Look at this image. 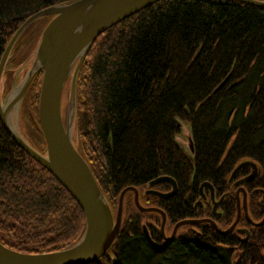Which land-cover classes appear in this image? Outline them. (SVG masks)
<instances>
[{"label": "trees", "instance_id": "trees-1", "mask_svg": "<svg viewBox=\"0 0 264 264\" xmlns=\"http://www.w3.org/2000/svg\"><path fill=\"white\" fill-rule=\"evenodd\" d=\"M72 1L0 0V59L27 18ZM50 18L29 25L11 50L20 52L17 44L26 30L40 21L39 36ZM41 77L39 72L24 95L18 127L43 153L37 114ZM175 120L191 128L193 158L174 142L180 132ZM74 127L76 147L110 208L124 188L148 187L167 176L176 194L147 202L162 209L169 223L211 217L209 207H195L200 185L208 182L224 192L227 176L242 159L258 167L249 188L264 192V8L239 0H162L113 25L80 65ZM152 188L166 192L171 185ZM260 198L258 191L249 203L254 221L264 216ZM234 208L227 197L222 216L212 217L221 229L233 222ZM141 214L127 211L107 253L90 264H264V224L251 226L242 218L238 224L248 227L247 240L238 230L222 235L209 223L188 224L166 242L156 232L146 238ZM83 230L77 203L0 122V243L18 252L46 253L71 246Z\"/></svg>", "mask_w": 264, "mask_h": 264}, {"label": "water", "instance_id": "water-1", "mask_svg": "<svg viewBox=\"0 0 264 264\" xmlns=\"http://www.w3.org/2000/svg\"><path fill=\"white\" fill-rule=\"evenodd\" d=\"M162 0H75L64 5H54L39 10L27 18L9 40L0 59V84L5 71L8 53L18 37L34 21L51 17L43 27L31 61L23 76L12 84L5 94H0V122L8 136L27 153L34 161L44 167L68 192L79 206L84 218L82 236L73 245L46 253H23L10 249L0 243V264H90L104 256L113 244L122 222V211L125 195L134 194V204L138 210L146 213L157 212L161 215L160 232L165 241L174 239L179 227L188 224L209 223L219 234H229L235 227L240 214L237 204V218L227 230H219L212 219H185L177 222L170 237L163 233L165 214L158 208L143 207L138 201L135 187L124 188L118 198L115 216L100 189L88 163L85 161L73 141V123L75 119V90L80 65L92 43L104 31ZM260 8L264 2L258 0H239ZM42 72L38 94V123L44 139V152L35 150L21 135L18 127V114L23 97L34 77ZM69 81L68 99L65 118L62 116V94ZM179 134L174 137L177 144L189 157H194V143L191 128L188 124L175 120ZM230 148V145L227 148ZM244 166H249L252 173L245 181L256 175L257 164L250 159L240 160L231 173L230 179ZM167 182L172 186L169 192L149 189L146 193L160 198H170L176 193L175 181L167 176L158 177L148 183V187ZM210 191L214 202L213 187L208 182L200 185ZM242 192H244L242 190ZM246 194L243 193V212L253 226L264 224V217L259 222L248 218L245 206ZM237 201L239 197L237 195ZM239 203V202H237ZM219 203H213L212 215ZM248 235L247 230H241ZM144 233L149 240L146 228ZM114 264V260H113Z\"/></svg>", "mask_w": 264, "mask_h": 264}, {"label": "flooded vegetation", "instance_id": "flooded-vegetation-1", "mask_svg": "<svg viewBox=\"0 0 264 264\" xmlns=\"http://www.w3.org/2000/svg\"><path fill=\"white\" fill-rule=\"evenodd\" d=\"M17 64L16 63H14L13 64V67H11L8 71H6L5 73H3V75H2V78H1V84H0V87H1V94H5L6 92H8L9 90H10V88L12 87V84H13V82L15 81V79H17L16 81L18 82V80H20V78H21V76L18 74V72H16V66ZM16 73H17V75H16ZM24 98V97H23ZM238 163V162H237ZM236 163V164H237ZM236 164L234 165V167H233V169L231 170V172H230V174L227 176V178H226V184H227V189L224 191V192H216V190L213 188V196H214V202L215 203H219L218 205H217V209L215 210V213H217V216H203V217H201V218H191V219H197V220H199V219H212L214 222H215V220L213 219V218H219V217H221L222 216V210H221V206H222V204L224 203V201L226 200V198L227 197H230V199L233 201V204H234V209H235V218H234V220H233V222L227 227V228H224V229H221L216 223V225H217V227L219 228V230H227L233 223H234V221L236 220V218H237V195L239 196V193L242 195V198H241V200L243 201V193H245L246 194V199L248 198V201H249V203H250V200H251V198H253L254 196H255V194L256 193H258V191H260V193H261V198H260V201H262L263 199H264V192H263V190H261V189H251V188H249V187H251V185H249V184H251V182L257 177V173H258V167H257V171H256V175L254 176V177H252V179H250V180H248V181H245L244 182V179H247L249 176H250V174L252 173V169H251V167H249V166H244V167H242L236 174H235V176L232 178V179H230V177H231V173H232V171L234 170V168H235V166H236ZM176 187H177V185H176ZM137 189V192H138V201L140 202V203H142L143 204V207H154V208H158V209H160L159 207H157V206H154V205H152V204H149L148 202H147V200L148 199H150L151 197L152 198H154V197H157V196H155L154 194H150V193H146V191H149V189H153L152 187H143V188H136ZM171 189H172V186H171V188H170V190H168V191H166V192H169V191H171ZM203 189H205V188H203ZM154 190H156V189H154ZM242 190L244 191V192H242ZM156 191H159V190H156ZM159 192H162V191H159ZM176 192H177V189H176ZM130 193H132V192H128V194L127 195H125V199H124V207H126V202H127V200L131 197V195H129ZM163 193H165V192H163ZM176 194V193H175ZM132 195H133V197H132V200L134 201V194L132 193ZM204 197H202L201 196V198H199L198 200H197V202H196V205H195V207H197V206H200V207H202V208H207V207H209V209L211 210L210 211V213H212V209H213V201H211V198H210V191H209V189H208V192L206 193V191H205V195H203ZM173 197V196H172ZM160 198V197H159ZM171 198V197H170ZM164 199H167V198H164ZM249 203H248V211H247V215H248V218L250 219V220H252L253 222H259V221H254L251 217H250V215H249ZM205 204H207V205H205ZM242 206H243V203H242ZM245 206H246V201H245ZM246 209H247V207H246ZM163 213H164V211L162 210V209H160ZM140 211V210H139ZM142 212V211H141ZM150 213H156V214H158V215H160L159 213H157V212H150ZM165 214V213H164ZM213 214V213H212ZM161 216V215H160ZM213 217V218H212ZM264 217V216H263ZM245 219L246 220V222H248V224H250L251 226H253L248 220H247V218H246V216L244 215V212L243 211H240V214H239V217H238V221H237V223H236V225H235V227L233 228V230L230 232V233H232L233 231H235V230H238L240 233H241V230H247V232H248V235H246L244 232H242V233H244L245 235H246V237L243 239V240H247V238L249 237V230H248V227H245V226H239V221L241 220V219ZM161 220H162V217H161ZM179 222V221H178ZM177 223V222H176ZM176 223H174L173 224V227H174V225L176 224ZM166 224H168V225H170L171 223H169L168 222V220H167V217H166V215H165V224H164V228H163V233H164V229H165V227H166ZM172 225V224H171ZM194 225H197V224H194ZM160 226H161V223H160V225H159V227L157 226V225H154V224H152L150 221L148 222V224H147V227H148V229L146 228V231H147V234H148V236H149V233H150V231L151 232H156V233H158L159 235H160V238L162 239V237H161V232H160ZM186 226V225H185ZM173 227H172V230H173ZM181 228V227H180ZM143 230H144V226H143ZM178 230H179V228H178ZM177 230V231H178ZM193 230H195V229H193L192 228V231ZM171 234H172V232L169 234V236H166V237H170L171 236ZM179 235V233L178 232H176V235H175V237L174 238H176L177 236ZM197 235H200L199 233H197ZM241 239V238H240ZM163 240V239H162ZM172 240H174V239H172ZM171 240V241H172ZM171 241H166V242H171Z\"/></svg>", "mask_w": 264, "mask_h": 264}, {"label": "rangeland", "instance_id": "rangeland-1", "mask_svg": "<svg viewBox=\"0 0 264 264\" xmlns=\"http://www.w3.org/2000/svg\"><path fill=\"white\" fill-rule=\"evenodd\" d=\"M41 25H42V22L39 21V22H36L35 24H33L29 29H27L26 33H25V36H23L21 38L20 42L17 44V47H18V45H21L20 53H17L18 48L16 47L17 49L15 50V53L9 55L8 58H7L6 67H10L11 68V67H13V64L16 63L17 64L16 65L17 66L16 67V72H18V74L20 76H22L24 71H26V69L29 66L28 63L21 64V62H22L21 59L23 58V56L28 57L31 53H33L32 52V48L36 45V42H38V39H39L40 35L38 36L37 34L39 32V28H40ZM27 53H29V54H27ZM19 58H20V60H19ZM16 75H17V73H16ZM68 91H69V83L67 84V86L65 85V87H64L63 94H62V104L63 103H67ZM24 98H25V96H24ZM24 98L22 100L23 103L25 101ZM22 102L20 104L19 114H18L19 124L23 123V120H24V116H23V112H22L24 104ZM65 112H66V110H65ZM64 118H65V114H64ZM73 128H74V130H73V141H74V144L76 145V139L77 138H76V131H75L74 123H73ZM129 195H131V197L127 200L126 207H124V204H123L122 222H121V224L123 223V220L127 216V211H130V212L138 211L139 212V210L137 209V207L134 204V201L132 200V197H133L132 193H130ZM238 197H239V201H238L239 202L238 203L239 204V210L243 211V206H242L243 201L241 200L242 195L239 193ZM118 198H119V196H118ZM118 198L115 201H112V203H111V211H112L114 216H115V214L117 212V208H118ZM245 201H246V207H247V211H248V203H249L248 198L245 199ZM140 205L143 206L142 203H140ZM141 213H142L141 214V224H142V226H144L145 228L148 229L147 224L150 221L152 224L157 225L159 227V225L161 223V216L160 215H158L156 213H152V214H148L146 212H141ZM239 226L241 227V225H239ZM172 227H173V224L172 225L171 224L170 225L166 224V227L164 229V235L165 236H169V234L172 232ZM184 227H186V226L183 225V226H181V228L179 227V230L177 232L181 233L185 229ZM81 236H82V234H81ZM79 238H78V240H79ZM71 245H73V244H71Z\"/></svg>", "mask_w": 264, "mask_h": 264}, {"label": "bare ground", "instance_id": "bare-ground-1", "mask_svg": "<svg viewBox=\"0 0 264 264\" xmlns=\"http://www.w3.org/2000/svg\"><path fill=\"white\" fill-rule=\"evenodd\" d=\"M41 33V32H40ZM40 35V34H39ZM15 44V43H14ZM36 44H37V42H36ZM35 48H36V45L32 48V52H34V50H35ZM3 53H4V51H3ZM13 53H15V51H13V50H10L9 51V53H8V56L9 55H11V54H13ZM17 53H20L19 51H17ZM30 53V52H29ZM29 53H27V54H29ZM3 55V54H2ZM31 55H32V53L28 56V57H26L22 62H21V64H25V63H30V61H31ZM67 84L68 83H66V86H67ZM0 94H1V87H0ZM238 202V201H237ZM238 204V203H237ZM238 206H239V204H238ZM163 239V238H162ZM163 241H165L164 239H163Z\"/></svg>", "mask_w": 264, "mask_h": 264}]
</instances>
